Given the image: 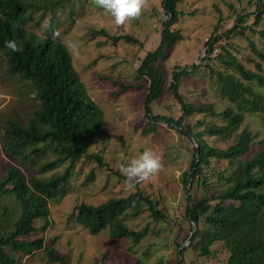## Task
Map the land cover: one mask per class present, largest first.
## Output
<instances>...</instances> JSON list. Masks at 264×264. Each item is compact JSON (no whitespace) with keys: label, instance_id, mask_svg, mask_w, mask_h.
<instances>
[{"label":"trees","instance_id":"obj_1","mask_svg":"<svg viewBox=\"0 0 264 264\" xmlns=\"http://www.w3.org/2000/svg\"><path fill=\"white\" fill-rule=\"evenodd\" d=\"M68 1L71 0H0V51L5 54L7 71L30 83L38 104L25 123L9 118L0 126V157L4 147L15 161L0 179V200L4 197L14 200L10 205L6 201L2 205L0 202V264H19L18 259L38 253L45 254L51 262L69 264L68 257L56 251L55 237L50 246L45 245V231L52 224L50 200L65 194L74 167L82 159H95L99 165H107L99 154L89 153L104 123L103 110L88 94L67 45L53 36L59 26L58 10L64 9ZM260 1L249 28L264 39V28H257L264 16V0ZM180 4L181 0L162 1L166 19L161 41L154 50L147 52L136 69L139 77L149 81L144 97V114L148 119L146 131H154L160 122H167L195 142L191 167L182 174V181L188 187L185 221L189 220L190 227L180 240L186 228L184 223H177L179 230L174 236L179 249L177 261L190 264L187 253L191 251L199 257L215 255L214 246L219 244L227 255L222 264H264V115L263 135L256 140L259 133L249 127L238 132L245 121L241 108L231 105L217 111L212 103L188 102L180 92L182 78L201 68L202 60L212 55L211 41L217 42L223 35L210 37L206 44L211 49L199 63L190 67L177 66L174 70L170 90L181 104L182 115L176 119L155 114L153 110V104L164 91L163 62L183 39L176 27L180 16L185 14ZM48 12L51 14L46 34L40 37L29 25L33 24L36 13L41 21ZM69 14H74L72 7ZM248 15H239L235 25L225 32L227 42L225 39L224 44L218 45L223 52L216 55L233 71L212 68L213 81L221 96L231 103L245 101L252 106V112H264V105L254 96L251 85H247L255 82L264 88L263 64L254 61L255 68L248 67L230 50L231 35L245 34L243 23ZM100 33L106 34V31H95V34ZM124 37L134 40L128 35ZM13 39L21 51L12 52L5 47V41ZM252 49L258 58L264 59V49H258L254 44ZM195 114H210L218 120L208 123L202 131H195V126L188 121ZM206 133L232 137L234 141L221 148L209 143L205 139ZM255 144L258 147L254 150ZM49 155L55 157L49 158ZM213 160L223 162L225 166L217 171H205L212 167ZM65 163L63 171L50 174ZM25 169L32 173L28 175ZM93 170L87 174L90 180L97 175ZM146 209L151 220L141 229L125 222L127 217L142 216ZM164 218L159 201L138 190L99 205L82 202L73 208L68 221L80 223L93 235L109 227L114 239L126 238L139 244L151 233V223ZM194 225L192 240L183 246ZM31 232L37 233L38 237L25 239L24 236Z\"/></svg>","mask_w":264,"mask_h":264},{"label":"rangeland","instance_id":"obj_2","mask_svg":"<svg viewBox=\"0 0 264 264\" xmlns=\"http://www.w3.org/2000/svg\"><path fill=\"white\" fill-rule=\"evenodd\" d=\"M162 1L150 0V6L144 10L143 15L125 26L115 25L110 14L96 6L93 0H71L65 3L64 9L58 10L57 38L68 48L70 44L76 46L75 49L69 48L74 67L79 72L88 94L104 113V123L89 153L99 154L104 164H107L102 166L95 159H82L74 167L65 194L50 200L52 224L45 231V245L50 246L51 239L55 237L56 251L67 256L69 264H179V249L174 237L179 230L177 223H184L186 228L181 233L180 240L189 232L190 227L189 220L185 221L188 187L182 181V174L191 167L195 142L167 122H160L154 131H146L148 119L144 114V97L145 86L149 81L136 73L147 52L154 50L161 41L163 22L166 19ZM260 2L181 0L180 8L185 14L180 16L176 27L183 34V39L170 50L163 62L164 91L162 97L153 104L155 114L160 113L176 119L182 115L181 104L170 90L174 70L177 66L190 67L193 63H199L205 55V41L212 35H223V40L226 39L227 42L225 32L235 25L239 15L250 14L243 23L246 26L245 34L231 35L230 50L248 67L255 68L254 61H261L264 67V59L258 58L252 49V44L258 49H264V39L249 28ZM70 7L74 10L73 15L69 14ZM50 14L51 12H48L46 18L40 21V15L36 13L29 28L40 37L45 36ZM257 28H264V16ZM100 29H104L106 34H95V31ZM124 35L131 36L134 40L126 39ZM221 52L223 50L220 47L219 53ZM211 54L210 58L202 60L201 68L197 72L182 78L180 92L188 102L212 103L217 111L231 105L237 109L241 108L245 121L238 132L244 127H249L254 133H259L256 138L259 140L263 135L264 112H252L250 103L243 101L241 104H233L221 96L213 81L215 74L212 68L215 71L221 69L228 72L233 69L225 67L218 57L219 54ZM247 85H251L254 96L264 105V88L255 82ZM37 105L35 90L28 81L8 73L5 54L0 51V126L6 124L9 118L25 123ZM217 120L210 114H195L188 119L195 126V131H202L208 123ZM219 121L222 122L220 119ZM205 139L221 148L234 141L232 137L210 133H206ZM0 140L2 142L1 135ZM257 147L258 144H255L253 149ZM148 149L161 157L164 167L148 181L137 184L135 190L129 191L125 188V177L121 175L119 168ZM14 164V159L3 147L0 179ZM66 165L65 163L50 174L63 171ZM211 165L212 167L206 168L205 171H217L223 168L225 163L213 160ZM91 169L97 172L94 180L87 177ZM25 171L28 175L32 173L29 169ZM138 190L158 200L165 213L164 220L151 223V233L139 244H133L126 238L114 239L109 227L93 235L80 223L68 221L73 208L82 202L99 205L110 198L128 196ZM4 201L9 205L14 203L12 197L1 199V205ZM13 213L17 215V212ZM150 220L147 209L142 216L125 218L126 223L138 229ZM194 228L196 229L195 225ZM36 237L38 234L33 232L24 236L27 240ZM187 243L189 242H184L183 246ZM214 247L215 255L208 257H199L192 251L187 253L188 262L222 264L226 260V252L219 244ZM18 262L58 264L49 261L42 253L31 257L24 256L21 260L18 259Z\"/></svg>","mask_w":264,"mask_h":264},{"label":"clouds","instance_id":"obj_3","mask_svg":"<svg viewBox=\"0 0 264 264\" xmlns=\"http://www.w3.org/2000/svg\"><path fill=\"white\" fill-rule=\"evenodd\" d=\"M94 4L110 14L117 26H125L133 20L139 19L144 10L150 6V0H93ZM54 37L59 36V31L53 32ZM5 47L12 52L21 51L16 40L5 41ZM75 49V45H69ZM162 159L154 151L144 150L138 156L133 157L127 164H122L119 171L125 177V188L135 190L136 185L148 181L163 169Z\"/></svg>","mask_w":264,"mask_h":264},{"label":"built area","instance_id":"obj_4","mask_svg":"<svg viewBox=\"0 0 264 264\" xmlns=\"http://www.w3.org/2000/svg\"><path fill=\"white\" fill-rule=\"evenodd\" d=\"M208 41H210V37L206 39L205 44H206V42H208ZM211 43H213V47H212V51H211V52H212L214 55H216V54H218L219 51H220V48L218 47V45L221 44V43L224 44V43H225V40L221 39V40H219V41H217V42H214V40H212ZM210 49H211L210 46H209L208 44H206V45H205V49H204V53L206 54V52L209 51Z\"/></svg>","mask_w":264,"mask_h":264},{"label":"water","instance_id":"obj_5","mask_svg":"<svg viewBox=\"0 0 264 264\" xmlns=\"http://www.w3.org/2000/svg\"><path fill=\"white\" fill-rule=\"evenodd\" d=\"M166 10H165V8H164V13H165V15H166V12H165ZM194 231H195V228L191 231V234H190V236H189V238L187 239V242H190L191 240H192V236H193V234H194Z\"/></svg>","mask_w":264,"mask_h":264}]
</instances>
